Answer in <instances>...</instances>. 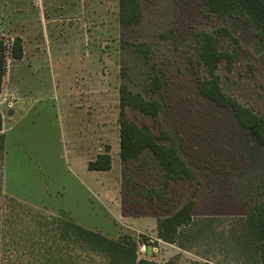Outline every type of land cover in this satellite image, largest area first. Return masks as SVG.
Listing matches in <instances>:
<instances>
[{"label": "rangeland", "instance_id": "obj_1", "mask_svg": "<svg viewBox=\"0 0 264 264\" xmlns=\"http://www.w3.org/2000/svg\"><path fill=\"white\" fill-rule=\"evenodd\" d=\"M142 3V24L123 28L119 0H0V39L10 46L20 37L24 45L22 60L6 59L0 97L4 193L48 215L67 214L108 238L131 237L139 241L141 259L251 264L227 232L263 198L264 149L230 110L202 95L196 44L199 31L231 29L243 54L231 71L221 67L223 89L264 115V47L257 27L244 17L210 16L202 0ZM125 43L147 44L152 60L137 57ZM224 48H233L229 39ZM153 77L161 80L159 92L151 90ZM122 85L162 105L157 119L131 109L128 114L156 134L169 132L196 174L194 183L171 185L173 211L192 198L198 203L178 244L157 239L154 211L164 216L166 206H144L135 194L138 185L128 190L131 179L158 186L160 169L148 152L143 165L124 170ZM107 146L111 170L89 171L88 163ZM144 242L152 246L149 256Z\"/></svg>", "mask_w": 264, "mask_h": 264}, {"label": "trees", "instance_id": "obj_2", "mask_svg": "<svg viewBox=\"0 0 264 264\" xmlns=\"http://www.w3.org/2000/svg\"><path fill=\"white\" fill-rule=\"evenodd\" d=\"M210 16L220 19L244 17L257 27V36L264 47V0H202ZM144 20L142 0H119V22L123 28L140 26ZM164 37L163 35H161ZM226 39L233 44L225 49ZM132 53L146 62L152 60V51L145 43H125ZM243 54L239 38L228 27L220 28L216 34L206 31L197 33L196 57L200 68L198 82L202 95L218 107L230 110L239 126L251 135L264 149V115L242 104L228 95L222 86L219 73L224 65L231 71ZM22 60L23 40L16 37L10 46L0 39V97L3 78L7 67V57ZM151 90L159 92L163 85L157 77L152 78ZM120 156L124 170L132 163H142L146 153H150L160 169L158 186L145 187L129 180L128 190L138 185L137 194L145 199L144 206L160 203L157 210L166 206V214L154 211L157 218V239L167 244H178L191 227L198 203L189 200L176 211L169 193L171 185L177 181L194 183L196 174L184 158L183 146L175 141L167 131L156 134L146 124H138L128 114V110L157 119L162 105L146 99L141 93L122 85L120 92ZM166 142H169L168 144ZM6 137L3 133V116L0 112V264H159L138 255L139 241L131 237L108 238L77 224L67 214L48 215L4 193V160ZM143 165V163H142ZM142 167V166H141ZM112 168L110 147L88 163L91 172H108ZM126 177V176H125ZM127 197V195H126ZM171 204V205H170ZM227 238L241 250L251 264H264V194L238 217L227 232ZM147 247V255L152 246ZM166 264H174L171 260ZM194 264H210L195 262Z\"/></svg>", "mask_w": 264, "mask_h": 264}, {"label": "crops", "instance_id": "obj_3", "mask_svg": "<svg viewBox=\"0 0 264 264\" xmlns=\"http://www.w3.org/2000/svg\"><path fill=\"white\" fill-rule=\"evenodd\" d=\"M3 133H4V131H3ZM5 134V133H4ZM100 155V154H99ZM98 156V155H97ZM97 158V157H96ZM95 173H101V172H95ZM103 173V172H102Z\"/></svg>", "mask_w": 264, "mask_h": 264}]
</instances>
